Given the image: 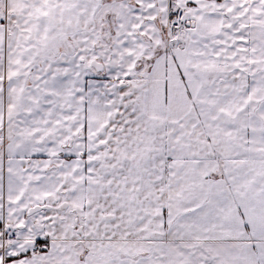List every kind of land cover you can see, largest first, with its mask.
Returning <instances> with one entry per match:
<instances>
[{
  "label": "snow or ice",
  "instance_id": "obj_1",
  "mask_svg": "<svg viewBox=\"0 0 264 264\" xmlns=\"http://www.w3.org/2000/svg\"><path fill=\"white\" fill-rule=\"evenodd\" d=\"M0 264H264V0H0Z\"/></svg>",
  "mask_w": 264,
  "mask_h": 264
}]
</instances>
